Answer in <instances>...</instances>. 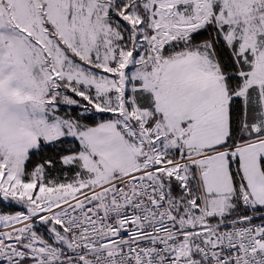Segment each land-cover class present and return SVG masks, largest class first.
<instances>
[{
    "label": "snow or ice",
    "instance_id": "6c2138e0",
    "mask_svg": "<svg viewBox=\"0 0 264 264\" xmlns=\"http://www.w3.org/2000/svg\"><path fill=\"white\" fill-rule=\"evenodd\" d=\"M0 264H264V0H0Z\"/></svg>",
    "mask_w": 264,
    "mask_h": 264
}]
</instances>
